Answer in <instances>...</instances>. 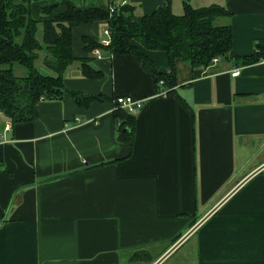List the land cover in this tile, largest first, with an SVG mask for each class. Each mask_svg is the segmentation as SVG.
I'll list each match as a JSON object with an SVG mask.
<instances>
[{
    "label": "crops",
    "instance_id": "1",
    "mask_svg": "<svg viewBox=\"0 0 264 264\" xmlns=\"http://www.w3.org/2000/svg\"><path fill=\"white\" fill-rule=\"evenodd\" d=\"M125 1L141 14L163 3ZM191 3L232 13L218 23L232 26L233 57L264 38V0ZM173 7L181 12V0ZM105 28L82 24L72 38L74 55L92 56L105 77L73 64L63 99L40 101L38 117L13 123L0 143V264H176L179 253L177 264H264V59L201 69L178 58V83L162 92L135 54L85 51L83 37L100 42ZM137 45L170 72L165 50ZM72 92L99 97L80 104ZM122 95L144 100L131 128L115 116Z\"/></svg>",
    "mask_w": 264,
    "mask_h": 264
},
{
    "label": "trees",
    "instance_id": "2",
    "mask_svg": "<svg viewBox=\"0 0 264 264\" xmlns=\"http://www.w3.org/2000/svg\"><path fill=\"white\" fill-rule=\"evenodd\" d=\"M40 1L0 0V110L14 124L34 121L40 101L63 99L68 91L65 75L73 64L78 63L85 78L105 77L92 56L77 57L73 53V30L82 24L106 20L112 37L108 46L83 37L86 52L100 47L115 55L135 54L156 74L158 82L165 80L167 90L178 83V58L201 69L212 65L214 58L229 61L235 57L244 65L264 59V38L254 42L251 54L233 57L232 26L218 23L219 17H230L232 13L220 3L196 7L191 0H181L183 10L177 12L174 0H163L152 12L141 14L134 4L118 0H110V7H116L113 13L110 7L82 8L71 0L46 5L38 4ZM137 43L147 49L165 50L170 72H159ZM38 63L49 73H43ZM15 65L24 67L26 73L17 75ZM72 95L80 104L99 97L80 92ZM115 116L123 119L122 125L134 127V116L127 110L120 109ZM119 138L132 139L125 127Z\"/></svg>",
    "mask_w": 264,
    "mask_h": 264
},
{
    "label": "built area",
    "instance_id": "3",
    "mask_svg": "<svg viewBox=\"0 0 264 264\" xmlns=\"http://www.w3.org/2000/svg\"><path fill=\"white\" fill-rule=\"evenodd\" d=\"M127 2L124 0L121 2V4H126ZM110 12L113 13L116 11V7L111 6L110 8ZM104 37L103 39L100 41L102 46H108L111 44L112 42V37H111V32L109 30V28H105L103 31ZM97 57H101L100 53H97ZM219 59L218 58H214L212 63L215 64L216 62H218ZM237 74H239V68H235L234 71L232 72V76H236ZM160 87H161V91H166L165 90V80H161L159 82ZM116 104L117 106H119V108H123L125 110H127L129 113L131 114H135L137 111H139L140 109H142V107L144 106V100L142 99H137L134 98L132 96H120L116 99ZM7 117L5 116V114L0 110V117ZM80 119H77V122ZM4 129L3 132L0 134V143L3 142H7L9 141V136L8 133L13 131V122L12 120L8 117L3 125Z\"/></svg>",
    "mask_w": 264,
    "mask_h": 264
},
{
    "label": "rangeland",
    "instance_id": "4",
    "mask_svg": "<svg viewBox=\"0 0 264 264\" xmlns=\"http://www.w3.org/2000/svg\"><path fill=\"white\" fill-rule=\"evenodd\" d=\"M138 13H141V11L139 10V11H137ZM182 12V11H181ZM38 66L40 67V69H41V71L43 72V73H45V74H48L49 72L47 71V69L46 68H44L43 66H42V64L41 63H38ZM14 69L16 70V74L17 75H22V74H25L26 73V69L24 68V67H22L21 65H15V67H14ZM47 72V73H46ZM181 254L182 253H179V254H177L174 258H172L171 259V261L170 262H173V263H178V260L180 259V257H181Z\"/></svg>",
    "mask_w": 264,
    "mask_h": 264
}]
</instances>
